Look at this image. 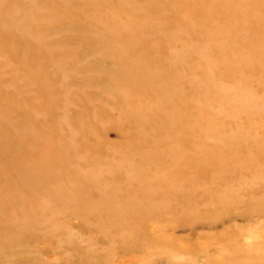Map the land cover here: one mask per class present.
Segmentation results:
<instances>
[{
    "label": "rangeland",
    "instance_id": "rangeland-1",
    "mask_svg": "<svg viewBox=\"0 0 264 264\" xmlns=\"http://www.w3.org/2000/svg\"><path fill=\"white\" fill-rule=\"evenodd\" d=\"M0 264H264V0H0Z\"/></svg>",
    "mask_w": 264,
    "mask_h": 264
}]
</instances>
